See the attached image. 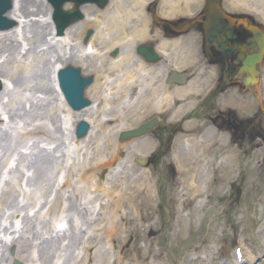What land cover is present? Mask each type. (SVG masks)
<instances>
[{
    "label": "bare ground",
    "instance_id": "6f19581e",
    "mask_svg": "<svg viewBox=\"0 0 264 264\" xmlns=\"http://www.w3.org/2000/svg\"><path fill=\"white\" fill-rule=\"evenodd\" d=\"M10 1L12 7L8 14L13 13L10 19L20 25L22 30L30 24L31 33L27 36L22 31L21 40L25 42L23 48L16 35H0V59H3L0 62V79L10 84V88L2 87L0 90V101L7 99L5 103L2 102L4 104L1 110L4 115L9 120H14L16 111L10 95L16 88H29L31 92L42 96L37 99L40 103H34L30 111L39 120L54 125L60 112L64 111L69 118V130L72 133L78 120L86 121L90 130L84 139H80H86L83 148L78 149L83 150L81 159L72 162L63 185L56 191L45 214L38 211L30 215L25 211L17 228L13 224L3 225V215L0 213V233L5 235L11 231L12 235L10 240L0 237V264H10L14 260L22 263L53 264V258L58 251L71 248L79 251L77 255L72 254L73 264H108V261L110 264H144L145 256L137 257L133 254L128 236L154 198L151 175L144 170L139 172L132 160L139 155H150L152 150H144L140 146L142 141L148 142L147 137L126 142L118 141L117 138L122 132L130 130L146 113L158 112L157 109L160 110L161 105H167L164 109L169 111L177 91L169 85L164 87L155 79L148 78L145 72L152 69V66L139 57H133L132 52L113 60L107 57L106 51L97 50V47L107 50L116 45L125 46L146 40V21L138 14L141 8L139 2L136 1L134 6L129 8L119 3L100 12L83 7L88 10V16L82 21L83 29L95 27L97 33L87 45L81 46V49L85 54L91 53L94 57L101 55L104 57V63L97 69L95 83L86 90L87 94L95 99L96 106L74 111L64 103L56 83L52 89L46 83L45 56L49 49L55 47L59 41L55 38L59 36L54 35L52 30L46 35L45 28L39 22L31 20V16H36L42 11L41 4L37 0ZM252 2L257 4L256 0ZM258 4L264 8V0H259ZM69 30L65 31L66 36ZM47 36H50V40ZM63 44L68 48L63 54L65 60L61 64H53V73L63 64L80 62L82 53L79 50L73 52L76 43L68 38ZM32 53L35 55L28 63L26 59L22 62L17 59L18 55H27L28 60ZM37 54L43 58L37 57ZM167 57L170 58V54ZM91 67V64H87L85 68ZM30 83H33L31 87ZM55 92H58L56 97ZM172 118L170 113L169 119ZM1 121L2 118L0 148L2 142L8 138L5 134L7 129ZM44 125L45 122H41L22 134L23 137L40 136V140H35L22 157L28 158V169L34 171L32 176L28 177V182L44 184L45 195L53 186L52 167L61 164L65 156L60 139L49 134ZM219 137L217 133L208 138L195 133L188 138L195 148L193 153H196L193 157L194 165L187 171L190 175L188 180L191 182L183 183L185 194L198 192L195 168L198 167V162L203 161V157H208L210 147L217 144ZM41 143H44L43 146ZM220 150L221 147L215 149L217 153H221ZM167 164L169 165V162ZM17 165L15 169L19 171ZM115 165L119 167L110 171ZM105 170L110 171L107 177L103 176ZM20 176H23L21 171ZM104 180L108 181V186L103 184ZM13 193L15 194V183L9 178L5 181V187L0 190V212ZM63 202L67 203L63 211L66 219L58 221L54 219L55 212L61 210ZM16 213H19V210H15L11 216ZM74 216L78 217L79 222H76ZM153 232L150 230V233ZM66 239L65 244L63 241ZM107 243L110 244L111 250L116 252L110 260ZM10 247L15 248V254L11 256L7 254Z\"/></svg>",
    "mask_w": 264,
    "mask_h": 264
},
{
    "label": "rangeland",
    "instance_id": "374dc122",
    "mask_svg": "<svg viewBox=\"0 0 264 264\" xmlns=\"http://www.w3.org/2000/svg\"><path fill=\"white\" fill-rule=\"evenodd\" d=\"M37 1L41 4L42 11L36 16H31V20L39 22L45 28L46 35L51 30L54 35H57L53 21L54 9L52 5L48 0ZM229 1L232 2L231 4L237 3L242 11L254 4L253 0ZM256 1L258 4L259 0ZM139 4L142 6L141 3ZM73 6L72 3H66L62 8L63 10H69ZM228 6H230L229 3ZM259 6L262 7L261 5ZM83 7H89L100 12L106 7H111V5L99 8L93 3L83 4L79 9L85 18L86 15L88 16V10L83 9ZM230 7L233 8L232 6ZM12 14H8V12L4 14L7 21H12L10 19L13 16ZM50 21L51 23H49ZM82 21L83 19L66 28V30L70 29L68 36L65 35V30L63 35L55 38V40H59L56 42L55 47L48 51L46 50L45 60L47 66L44 73L47 76L46 83L51 89L55 86V83L57 85L56 73L59 70L53 73L52 67L54 63L61 64L64 62L63 54L68 51V48L63 43L68 38L76 43V48L73 49V52L79 50L82 56L80 57V62H69L63 64L60 68L67 65L78 67L81 69L83 76H93V84L96 81L97 69L103 65L104 57L101 55L94 57L91 53L85 54V51H82L81 46L87 45L97 33L95 27L83 29ZM149 28L150 23L146 21L145 30ZM22 31L27 36H30V24L22 30L20 25L15 23L12 28L1 30L0 35L5 33L16 35L20 46L23 48L25 42L21 40ZM88 31L92 33L87 41L84 42ZM47 39L50 40V36H47ZM143 42L153 41L147 38L144 41L133 42L125 46L116 45L107 50L97 47V50L100 52L106 51L107 57L113 60L122 57L128 52H132L134 54L133 57H139L143 60L136 53L137 47L144 44ZM115 50H117V54L113 56L112 54ZM34 55L33 53L30 54L28 60L27 55L24 57L18 55L17 59L20 62L26 59L28 63L32 61ZM37 55V57L43 58L39 54ZM164 57H166L164 61H167V66L153 68L151 65L152 69L147 70L145 73L148 78L155 79L162 86L169 85L175 89L173 85L164 83L168 68L173 62V58H168L166 52H164ZM2 60L0 59V62ZM87 64L92 65L91 69L85 68ZM32 85L33 83H30L29 86L31 87ZM2 87L10 88L9 82L0 79V90H2ZM260 92L258 89L259 94ZM57 93H54L55 97ZM38 97L42 96L31 92L29 88L19 87L14 89L10 95L12 106L16 111L14 112L16 116L13 121L9 120L1 110L7 99L0 101V118L3 120L1 121L3 127L7 129L5 134L8 136L7 140L2 142V147L0 148V190L5 187V181L9 178L15 183V194L10 195L0 212L3 215L2 223L6 226L13 224L18 228L25 211L30 215L38 211L42 214L46 213L49 203L55 197L56 191L63 185L67 170H69L72 162L81 159L83 150L78 151V149L83 148L86 139H80H84L90 130L89 126L85 136L78 138L76 128L83 120H78L75 123L74 133H72L69 130V118L64 111L60 112V116L57 117L54 125L47 121L39 120L37 116L30 113L34 103L38 102ZM85 97L90 100V106L95 105V99H92L86 91ZM62 99L67 105L63 96ZM177 103H181V101H177L174 95L172 108L169 111L166 112L164 109L167 105H161L160 107L162 108L160 110L157 109L158 112L146 113L143 118L131 127V129L137 128L152 118H156L160 122V125L149 133L135 137L141 139L147 137L149 139L148 142L142 141L140 146L144 150H152L150 155H139L132 161L139 172L144 170L151 175L154 200L149 202L144 212L145 214L141 215L142 219H139L136 227L133 226L129 232V245L133 254L137 257L145 256L144 264H264V116L255 119L257 122L256 130L252 129L254 120L250 123L249 127H251L253 137L251 139L248 137L241 141L233 133L234 131L216 127L212 119L207 120L204 116H194L195 118L180 116L183 111L188 109V106L183 107V105H180L181 107L177 110ZM247 103L249 102H242L243 113L246 112L244 105ZM258 104L262 105L263 102L259 100ZM170 113L173 116L172 119H169ZM252 117L241 116L239 119L245 120ZM41 122H45L44 129L49 134L56 135L60 139L65 156L61 164L52 167L54 168L51 173L53 186L45 195L44 184L28 182V177L32 176L34 171L28 169V158L22 157L23 153L27 151V148L35 140H40L38 135H24L23 137L22 134ZM254 131L261 132L258 135L259 138L254 134ZM195 133L198 136L202 134L205 138L212 137V135L217 133L220 137L217 144L210 147L211 150L209 155H207L208 157H203V161L198 162L199 165L195 168L197 171V182L195 183L199 185L198 192L185 194L183 183L186 181L188 183L191 182L188 180L190 175L187 171L193 167V157L195 156L194 153H196L195 151L193 153L195 148L188 138ZM119 136L117 138L118 141ZM43 144L41 143L40 145L43 146ZM217 147L222 148L220 150L222 154L215 151ZM143 160H146L144 164L139 163ZM167 162H169V165ZM16 165L19 171L15 169ZM116 167L119 166L115 165L110 171ZM13 169L14 171L12 172ZM20 171L23 176H20ZM110 171L105 170L103 176L107 177ZM103 184L108 186V181L104 180ZM31 203L33 204L31 205ZM45 204L46 206L44 207ZM66 205V202L61 204V210L55 212L54 219L58 221L66 219V214L63 212ZM15 210H19V213L11 216ZM74 218L76 222H79L77 216H74ZM150 230L154 232L150 233ZM10 233L11 231L5 235L0 233V237L10 240L12 238ZM63 242L66 244L67 239ZM107 245L110 252L108 260H110L116 252L111 250L109 243ZM78 252L74 248L60 250L53 258V264H73L72 254L75 253L77 255ZM7 254L9 256L14 255L15 248L10 247ZM215 261L216 263H214ZM18 262L21 264H40V262ZM108 264H110L109 261Z\"/></svg>",
    "mask_w": 264,
    "mask_h": 264
},
{
    "label": "flooded vegetation",
    "instance_id": "af4514ba",
    "mask_svg": "<svg viewBox=\"0 0 264 264\" xmlns=\"http://www.w3.org/2000/svg\"><path fill=\"white\" fill-rule=\"evenodd\" d=\"M136 1L142 5L139 16L150 23L144 37L153 41L141 45L151 47L158 59L147 62L138 55L153 68L167 66L164 52L173 58L164 83L173 85L177 101L184 103H177V110L180 105L188 106L180 116H204L216 127L234 131L241 141L251 139L250 123L254 120L252 129L256 130L255 119L264 116V53L255 64L252 83L246 84L248 74L241 70L245 58L258 50L246 27H255L264 34V9L254 3L242 11L228 0H107L106 5L120 3L129 8ZM210 24H220L227 30L217 39L210 38ZM171 73L173 83H168ZM242 102H249L244 105L245 113ZM241 116L253 117L242 120ZM254 134L259 138L261 132Z\"/></svg>",
    "mask_w": 264,
    "mask_h": 264
},
{
    "label": "water",
    "instance_id": "95a60500",
    "mask_svg": "<svg viewBox=\"0 0 264 264\" xmlns=\"http://www.w3.org/2000/svg\"><path fill=\"white\" fill-rule=\"evenodd\" d=\"M48 2L54 9L53 21L55 23L57 35L61 36L66 28H68L71 24L84 18L79 9L80 6L86 3H93L99 8H103L106 5L107 0H48ZM66 3H72L74 6L69 10H63L62 7ZM11 7L12 3L10 0H0V31L10 29L15 25L14 21H7L4 16V14L7 13ZM246 28L252 33L258 46V50L255 54L245 58L241 70L242 72L248 74L245 81L247 82L246 84H250L253 81V75L256 74L255 64L260 61L264 53V34L262 30L255 27L247 26ZM226 30L227 28L223 29L220 24H210L207 33L210 38L217 39L221 33ZM91 33V31L87 32L84 42L87 41ZM116 54L117 51L115 50L113 55ZM137 54L144 57L147 62H155L158 59L155 51L151 47H144L143 45L137 47ZM173 78L174 73H171L169 75L168 83H173ZM56 81L65 102L72 110L80 111L90 106V100L85 97V91L94 82L92 75L83 76L80 68L67 65L59 68L56 73ZM158 125H160L159 120L152 118L139 125L137 128L122 132L119 139L121 141H126L131 138L145 135ZM88 129L89 124L85 121H81L76 128L77 137H84ZM139 163L144 164L145 161L143 160ZM13 264L21 263L15 260Z\"/></svg>",
    "mask_w": 264,
    "mask_h": 264
}]
</instances>
